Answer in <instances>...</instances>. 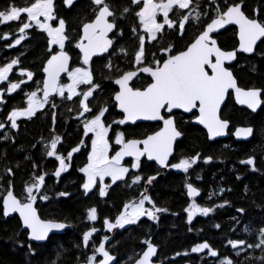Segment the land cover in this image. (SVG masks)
<instances>
[{
	"label": "trees",
	"instance_id": "obj_1",
	"mask_svg": "<svg viewBox=\"0 0 264 264\" xmlns=\"http://www.w3.org/2000/svg\"><path fill=\"white\" fill-rule=\"evenodd\" d=\"M30 2L31 0H0V11L13 4L26 6ZM109 2L118 17V26L123 34L117 33L113 49L108 54L95 57L90 66L94 82L101 86L100 90L94 93L95 98L91 99V106L94 112L101 106L108 107L109 111L104 118L106 122H112L119 116L114 109L113 95L117 88L113 81L121 72L134 68V53L138 50L137 34L131 31L133 27L138 28L134 15L136 7L130 4V0ZM232 2L234 0H229V3ZM217 4L223 6L224 0H217ZM125 6L132 8V11L124 14ZM255 6L259 8V17L264 22V0H244L243 10L248 13ZM192 8L201 13V21L190 20L183 36L178 35L176 30L165 27L162 33L157 34L155 41L146 40L145 64L152 66L158 58L162 59L164 54L160 53L165 48L171 47V53L185 49L204 25L217 14L216 7L210 0H193L189 9L179 11L177 15H172V18L178 20ZM54 12L66 22V35L70 39L65 43V50L72 58V67H77L81 63V54L74 44L81 35L82 24L93 18L90 0H76L70 8L64 0H54ZM24 20L22 16L21 21ZM51 24L58 26L57 21H51ZM18 27L19 22L15 21L0 25V37H11L0 38V66H5L13 59L19 61V65L9 75L11 82L27 80L26 76H19L21 68L31 71L34 76L32 81L21 84L17 91L5 94L6 103H0V123L5 124V128L0 131V208L9 184L12 185L14 194L23 200L25 186L31 184L35 176L47 174L43 193L50 198L47 201L37 200L38 212L43 219L65 223L70 228L50 235L45 243L35 244L27 239L18 216L4 218L0 214V264H81L93 255L91 248L100 243L97 236L88 248H84L82 244L83 233L90 224L86 218L88 210L93 207L97 209L98 225L103 218L113 221L127 202L136 199L144 191V180L162 172L156 173L154 165L143 163L136 174L142 179L134 184V187L129 188L127 184L120 183L113 186L104 197H101L97 190L83 195L82 184L85 182V176L79 169L87 163L88 149L81 147L80 152L73 155L68 171L62 173L59 178L52 175L58 169L59 162L46 155L51 140L56 135L62 138L58 143L57 152L66 156L67 152L83 139L84 118H76L77 101L81 97L67 101L54 95L50 97L49 103L33 116L17 118L16 129L10 127L7 116L11 111L25 107L28 95L41 89L44 78L42 69L51 55L48 51L47 34L36 27L25 31L26 38L20 45L8 47L18 38ZM217 40L221 48L233 49L237 45L234 28H226L217 36ZM52 49L53 52L56 51L55 47ZM108 63L113 65L112 69L106 67ZM232 69L239 85L257 86L264 90V39L258 43L252 55L238 54ZM147 81V77L140 76L133 85L140 88ZM6 83L0 85L2 90L5 89ZM87 87L82 85L80 89L87 90ZM223 116L232 124L252 122L255 126L253 138L248 142H234L230 147L223 148L220 141L208 142L203 130L191 125L187 120L182 126L184 137L177 143L176 150L178 157L199 154L201 162L193 172L202 174L201 180L198 183L195 181L196 185L202 188L203 192H210L207 194L210 199L207 200L206 206L211 207L222 202L227 205L218 208L209 216H195L191 223L188 219L185 223L184 208L188 200L181 189V180L167 174L158 177L153 186L148 188V192L156 205L167 209V212H162L156 224L143 218L113 235L107 248L117 256L116 264L133 262L143 252L146 241L156 245V260L162 264H221L224 259L232 260L233 264H264V259H261L264 257V249L246 246L258 243L261 238L260 229H264V148L261 143L264 105L257 115L250 116L229 98L223 109ZM153 126L140 123L129 129V132L144 134L151 131ZM5 136L7 138H4ZM206 156L212 157L213 162L209 165L202 163ZM251 156L255 157L256 171L239 163L240 160ZM8 169H11L14 175H9ZM60 192H67L69 195L60 197ZM237 209H244V212L240 213ZM217 225L219 227H216ZM230 240H244L246 245L233 249L228 243ZM204 242L219 255L211 257L207 250L201 253L191 252L192 247ZM28 245L32 246L35 255L30 253Z\"/></svg>",
	"mask_w": 264,
	"mask_h": 264
},
{
	"label": "snow or ice",
	"instance_id": "obj_2",
	"mask_svg": "<svg viewBox=\"0 0 264 264\" xmlns=\"http://www.w3.org/2000/svg\"><path fill=\"white\" fill-rule=\"evenodd\" d=\"M76 0H64V3L70 8ZM211 4L216 7V16L211 18L210 22L204 25L200 34L195 38L186 50L175 55H167L172 51L171 47L163 49L167 59L161 62L156 60L155 66L145 64V35L139 34L143 32L147 34L148 42L155 41L157 34L167 29L176 30L178 35L183 36L186 31V24L190 20L195 19L201 21V13L192 8L191 11L184 13L178 20L169 18V14L176 10H186L190 8L193 0H130L132 6H139L134 11L135 17L138 19V28L133 27L132 32L136 33L138 41V50L134 53L133 66L135 70L121 72L114 79L113 83L118 86L113 99L119 111L123 114L121 119L112 121L115 125L136 124L137 121H161L163 128L154 134L147 135L143 139H127L124 132H115V145H119L120 149L110 156V138L109 132L112 131V124L105 123V114L109 111L108 107L101 106L95 112L91 106V99H94V93L100 90L101 86L94 82L93 73L90 68V62L94 56L102 55L109 51L113 44V40L108 38V34L116 30L118 34L123 33L117 28L115 22V12L109 0H90L93 18L82 24L81 33L74 47L82 53L83 67L69 68L70 56L65 51V43L70 39L66 35V22L62 18H58L54 12V0H31L26 6L10 5L6 10L0 11V25L10 22H19L18 31L23 34L27 29L36 27L48 36V51L51 53L47 59L42 71L45 79L42 81L43 99L36 103L37 93L35 91L28 95V107L23 110H13L7 116L10 127L16 129L17 118L21 116L31 117L35 114L37 107L47 104L49 97L52 95L59 96L61 99L73 101L77 96L81 97L77 101V119H83V136L89 137L91 134V149L87 157V163L79 171L86 177V181L82 184L84 194L87 195L93 190L97 180L103 183L105 177L111 178V183L125 180L126 175L132 169L139 170L141 167V158L148 161H155L161 167H171L188 173L201 158L199 154L191 159H182L179 163L169 164L168 159L173 152L174 141L182 135L175 126L174 110L181 109L184 112H192L197 110L199 116L197 123L203 125L207 131L209 139L226 135L229 123L220 119L218 113L226 94L229 90H234L237 103L246 105L252 112H256L264 100H262V89L244 90L237 86L236 79L232 72L225 68V61H232L236 58L237 51L244 53H253L258 41L264 39V22L256 18H250L243 11L244 0L229 3L224 0L223 6L217 4V0H210ZM196 7H199L197 3ZM132 8L125 6L123 13L127 14ZM193 12L195 16H193ZM255 15L260 14V10H254ZM162 15V22H157V16ZM207 15V13H204ZM25 20L21 21V17ZM40 17H43L41 21ZM109 18H112L111 20ZM51 21H57L58 26L53 27ZM226 25H237L239 28V47L233 51H223L217 46V41L212 37V33L224 28ZM3 39H11L10 36L4 35ZM25 35H21L14 43H10L8 47H15L21 44L25 39ZM52 46H58L59 51L53 52ZM214 58V59H213ZM19 65L17 59L11 60L5 66H0V83L7 82L8 86L0 90V103H6L5 94H11L21 88V84L33 80L34 74L25 69H19L20 77H27V80L19 82H11L9 75L13 69ZM107 68L112 69L113 65L108 63ZM207 69L211 70V74ZM64 73L67 75L70 83L64 84L60 82V76ZM141 73L151 77V82L143 88L133 85L132 81ZM81 85H86L87 90L78 91ZM55 104L53 103V107ZM72 109H70L71 111ZM92 114L86 116V114ZM167 113L168 115H165ZM55 121V115H53ZM5 128L4 123H0V131ZM253 134L251 127L238 128L234 135L239 138H248ZM4 138H7L6 136ZM61 137L56 135L50 143L47 157H54L59 162V167L52 173L59 178L62 173L69 170L71 161L75 153L80 152L81 145L71 148L66 156L57 152L58 143ZM125 157H131V169L124 166L122 161ZM211 158L204 160V163L210 162ZM68 161V163H66ZM252 166V171H256L253 159L242 161ZM35 167V165H34ZM9 175H14L11 169L7 170ZM41 174L34 177L32 184L26 185L24 188V199L18 198L13 190L12 185L2 198V208L0 214L4 218L9 217L13 213H18L22 221V227L29 230L28 238L31 241H45L53 230H63L68 225L65 223L44 221L38 215L34 205L37 199L47 201L50 197L42 193L45 186V176ZM142 177L136 175L132 180V184H137ZM156 179L155 176L147 178L146 183L152 184ZM187 195L193 198V203L185 209L188 214V222L191 223L193 217L199 213L207 216L214 209L199 206L194 198L201 195L196 187L191 183L186 185ZM60 197L69 195L67 192L58 193ZM99 195H106L104 187L99 189ZM145 202L152 205L151 209L145 208ZM224 205H217L223 207ZM131 208V211L128 209ZM167 209L157 207L149 197L146 191L140 193V199L133 201L131 204L124 206V210L116 218L115 223L105 219L103 224L108 231L115 228H124L126 225L136 224L141 217L146 216L148 219L156 220V213L166 212ZM243 213L244 209H237ZM87 219L95 222L97 220V209L91 208L87 212ZM216 227H219L217 225ZM99 229L93 227L86 231L82 236V244L85 248L89 247V243L94 233ZM260 239L256 244H247L244 240L232 241L228 243L233 249L244 247L262 248L264 249V229H260ZM105 236L103 241L95 248L103 259L98 261L95 254L89 256L86 264H111L116 257L106 250L105 243L108 241ZM147 250L143 251L141 258L135 264H150L151 258L156 255L157 249L151 242L146 241ZM24 245H21L23 247ZM29 251L35 255L31 245H28ZM207 250L211 257H217L219 254L213 250L207 242L198 244L191 248L192 253H201ZM188 253H184L187 255ZM179 255V254H178ZM261 259H264L262 257ZM221 264H233L230 259H224Z\"/></svg>",
	"mask_w": 264,
	"mask_h": 264
},
{
	"label": "flooded vegetation",
	"instance_id": "obj_3",
	"mask_svg": "<svg viewBox=\"0 0 264 264\" xmlns=\"http://www.w3.org/2000/svg\"><path fill=\"white\" fill-rule=\"evenodd\" d=\"M156 2H159V0H156ZM165 2H166V0H165ZM192 5H193V3H192ZM192 5H190V6H192ZM133 7H136V10L139 8V6H133ZM255 9H258L259 10V8H257L256 6L255 7H253V9H252V11H248V13L247 12H245V14L246 15H248L250 18H256V19H258V20H260L261 22H263L261 19H260V17H259V15L257 16V15H255L254 14V10ZM113 10V9H112ZM243 10V9H242ZM181 11H184V10H181ZM244 11V10H243ZM178 14V12L176 11V10H174L173 12H171L170 14H169V18L170 19H173V20H175L174 18H172V15H177ZM216 16V14L213 16V17H215ZM212 17V18H213ZM110 20L112 19V18H109ZM162 20H163V17H162V15H158L157 16V22H162ZM211 20V19H210ZM210 20L208 21V22H210ZM90 21V20H89ZM88 22V21H87ZM115 22H116V24H117V28L119 29V31L120 32H122L121 31V29L119 28V26H118V17L115 15ZM207 22V23H208ZM137 23H138V19H137ZM206 23V24H207ZM205 24V25H206ZM139 27V26H138ZM165 27H167V26H165ZM229 27H233L234 28V30H235V36H236V39H237V27L236 26H234V25H230V26H228V27H226V28H229ZM226 28H224L223 30H221L220 32H218V33H216V34H214L213 35V37L216 39V41H217V44H218V46L220 47V45H219V43H218V40H217V36L222 32V31H224ZM202 31V30H201ZM200 31V32H201ZM200 32L198 33V34H200ZM118 32L116 31V30H114L113 32H111V34L109 35V38L110 39H112L113 40V44H112V46L110 47V49H109V51L108 52H106V53H104V54H108L112 49H113V47H114V43H115V39H116V34H117ZM140 34L141 35H145V38H146V40H148L147 39V34H145V33H143V32H140ZM159 34V33H158ZM197 34V35H198ZM197 37V36H196ZM195 37V38H196ZM194 38V39H195ZM193 39V40H194ZM262 40V39H261ZM260 40V41H261ZM259 41V42H260ZM258 42V43H259ZM191 43V42H190ZM189 43V44H190ZM258 43H257V45H258ZM188 44V45H189ZM187 45V46H188ZM237 45H238V40H237ZM237 45L234 47V48H236L237 47ZM257 45L255 46V49H256V47H257ZM187 48V47H186ZM185 48V49H186ZM221 48V47H220ZM233 48V49H234ZM185 49H183V50H185ZM222 50H225V51H228V50H232V49H223V48H221ZM255 49H254V51H255ZM57 50H58V48H57ZM183 50H181V51H183ZM66 51V50H65ZM181 51H178V52H176V53H168L167 55H175V54H177V53H179V52H181ZM67 52V51H66ZM80 52V51H79ZM68 53V52H67ZM162 53L164 54V52L162 51L161 53H160V55H162ZM254 53V52H253ZM253 53H251V54H243V53H237V55L238 54H243V55H252ZM69 54V53H68ZM81 54V53H80ZM103 55V54H102ZM167 55H165L164 54V56H163V58L162 59H157V60H160L161 62H163V60H165V59H167ZM99 56V55H98ZM95 57H97V56H94L93 58H92V60L95 58ZM70 58H71V56H70ZM214 59V58H213ZM92 60H91V62H92ZM236 60H237V56H236V59L233 61V62H231V63H225L224 65H225V67L227 68V69H229L231 72H232V74H233V76H234V78L236 79V82H237V85H238V87L239 88H241V89H244V90H248V89H252V88H256V89H261V88H258L257 86H241V85H239V83H238V80H237V78H236V76H235V74H234V72H233V69H232V67H233V65H234V63L236 62ZM91 62H90V65L89 66H87V67H89L90 68V66H91ZM146 65H148V64H146ZM152 66H155V64H153ZM77 67H83V65H82V58H81V63L77 66ZM75 68V67H74ZM73 67H72V58H71V64H70V70L71 69H74ZM130 70H134V68L133 69H130ZM208 71H209V73L211 74V70L210 69H207ZM129 71V70H128ZM140 76H145V77H147L148 79H149V81H147V83L145 82L143 85H141L142 87H140V88H143V87H146L150 82H151V78L150 77H148V76H146V75H144L143 73H141L137 78H135L133 81H132V83H134V81L136 80V79H138ZM68 80V78H67V75L65 74L64 76H62L61 77V79H60V82L61 83H64L65 81H67ZM115 85V84H114ZM82 86V85H81ZM81 86H80V88H81ZM115 87L117 88V86L115 85ZM79 88V89H80ZM82 89H80L79 91H81ZM116 91H118V88H117V90ZM116 93V92H115ZM114 93V94H115ZM114 96V95H113ZM59 97V96H58ZM231 99L232 100V102L238 107V108H241V109H244V110H246L249 114H250V116H254V115H257L259 112H260V109H261V107L264 105V104H262L261 105V107L256 111V112H252L250 109H248L247 108V106H239L237 103H236V101H235V98H234V92L232 91V90H230L228 93H227V96H226V100H225V103H224V105H223V107L221 108V110H220V119H222V120H225V121H227L228 123H229V127H228V129L226 130V135H224V136H222V137H220V138H215V139H213V140H210L209 138H208V134H207V132H206V130L205 129H203L202 127H200V126H198V125H196V124H193L192 123V120L198 115V111L197 110H193L192 112H190L189 114L188 113H184V112H181V111H174L173 112V115H174V118H175V126H176V128H177V130L178 131H180L181 133H182V135L180 136V137H178L176 140H175V143H174V148H173V154L170 156V158H169V161H168V163L171 165V164H176V163H179L180 162V160H182V159H191L192 157H194V156H196L197 154H195V155H193V156H190V157H178L177 155V150H176V147H177V143L180 141V140H182L183 139V137H184V132L182 131V126L184 125V124H186V121L188 120L189 121V123L191 124V125H193V126H197V127H199V128H201L202 130H203V132L205 133V136H206V139H207V141L208 142H216V141H220V142H222L221 143V145H222V147L223 148H226V147H230L231 145H233L234 144V142L235 143H241V142H248V141H250L252 138H253V136H254V134H255V126H253L251 123L252 122H250V123H238V124H232L231 123V121L229 120V119H227L225 116H223V109H224V107H225V104H226V102H227V100L228 99ZM27 100H28V97H27ZM27 100H26V102H27ZM49 100H50V97H49ZM262 100H264V96H263V94H262ZM113 103H114V105H115V107H114V109L116 110V112H118V114H119V116H118V118L116 119V120H118V119H121L122 118V116H123V114L120 112V111H118L117 110V108H116V104H115V101H114V99H113ZM27 107V104H26V106L25 107H23V108H21L22 110L23 109H25ZM41 110V109H40ZM165 115H168L167 113H165ZM20 118H28V117H20ZM105 123H106V125L107 124H112V122H106L105 121ZM140 123H149V124H152V125H154L153 126V129L151 130V131H148V132H146V133H141V134H139V135H137V134H134V133H132V132H129V129H132L133 128V126H135V125H137V124H140ZM162 127H163V124H162V122L161 121H157V122H138V123H136V124H125V125H115V124H112V131H110L109 132V138H110V144H111V148H110V152H109V155L110 156H112V155H114L115 154V152L116 151H118L119 149H120V146L119 145H115V143H114V139H115V132H124L125 133V136H126V138L127 139H143V138H145L147 135H151V134H154L155 132H157V131H159V130H161L162 129ZM244 127H251L252 129H253V134L250 136V137H248V138H246V139H244V138H237L235 135H234V133H235V131L238 129V128H244ZM129 132V133H128ZM83 146H81V147H83V148H87L88 149V155L90 154V149H91V134H89V137H87V138H85L84 136H83ZM261 143H262V145H263V148H264V130H262L261 131ZM79 145H81V142L77 145V146H79ZM76 154V153H75ZM67 155V154H66ZM88 155H87V157H88ZM207 158H211V160H210V162H208V163H204V160L205 159H207ZM253 159L254 160V162H255V157L254 156H251V157H249V158H247V159H245V160H240L239 161V163L241 164V165H245V166H248V168L250 169V170H252V166H250V165H247V164H245V163H242V161H246V160H248V159ZM58 162V161H57ZM72 162V161H71ZM131 162H132V158L131 157H127V158H125L124 159V161L122 162L123 163V165L124 166H127V167H129L130 169H131ZM200 160L195 164V165H193V167L192 168H190L189 169V172L188 173H184L183 171H181V170H177V169H175V168H171V167H167V170H165V171H163V169H161L159 166H158V164L156 163V162H154V161H148L146 158H141V165L143 164V163H147V164H152V165H154L155 166V168L157 169V171H155L156 173H160V172H162L163 173V175L162 176H164L165 174H167L168 176H170V177H177V178H179L180 180H181V189H182V191H183V193L185 194V197L187 198V200H188V204L186 205V207L184 208V215H185V223H186V221H187V219H188V214H187V212L185 211V209H187L192 203H193V198H190L188 195H187V188H186V185L188 184V183H191L194 187H196L197 189H198V191L201 193V195L200 196H198V197H195L194 198V200H195V202L199 205V206H201V207H208V206H206V203H207V200H209L210 199V197L207 195V194H209L210 192H203V190H202V188H200V187H198L197 185H196V183H198L200 180H201V177H202V174H199V173H197V172H193V169L195 168V167H197L198 165H200ZM213 161H212V157H210V156H206V157H204L203 159H202V163H203V165H209V164H211ZM66 163H68V161H66ZM85 165H86V163H85ZM84 165V166H85ZM83 166V167H84ZM140 169H141V167L139 168V170L138 171H140ZM138 171L137 170H131L130 171V173L129 174H127L126 175V178H125V180H122V181H118L117 183H115V184H112L111 183V178L110 177H105V179H104V181H103V183H101L99 180H97V182H96V185L93 187V190L92 191H94V190H97L98 191V193H99V189L101 188V187H104V189H105V192H106V195L105 196H107V194L109 193V191H110V189L113 187V186H115V185H118V184H120V183H124V184H127V186L130 188V187H134V184H132L131 183V180L136 176V174L138 173ZM152 176V175H151ZM151 176H148V177H151ZM153 176H155V175H153ZM147 177V178H148ZM130 179V180H129ZM85 181H86V177H85ZM146 181H147V179H145L144 180V191H146V193H147V195L149 196V197H151V195L149 194V192H148V188H150V187H152L153 186V184H154V182H156V181H154L151 185H149V186H147L146 185ZM195 181H196V183H195ZM91 191V192H92ZM144 191H142V192H144ZM91 192H89L88 194H90ZM42 193H43V189H42ZM82 193H83V195H85L84 194V190H83V188H82ZM87 194V195H88ZM140 199V195L136 198V199H133V200H136V201H138ZM151 199H152V197H151ZM132 201V200H131ZM152 201L154 202V200L152 199ZM38 202V201H37ZM37 202H36V204H35V206H36V208L38 209V207H37ZM130 202V201H129ZM129 202H127V203H129ZM126 203V204H127ZM209 203V202H208ZM154 204L156 205V203L154 202ZM221 204H223L224 206L223 207H217V205H221ZM227 204L225 203V202H222V203H220V204H214L213 206H211V207H209V208H212V209H214L212 212H210L207 216H209L211 213H215L216 212V210L218 209V208H224L225 206H226ZM157 206V205H156ZM124 207V206H123ZM157 207H159V206H157ZM146 208H148V209H150V208H152V205L151 204H148L147 203V206H146ZM161 208V207H160ZM123 209V208H122ZM130 209L131 208H129L128 209V211H130ZM162 209H164V208H162ZM90 210V209H89ZM88 210V211H89ZM122 211V210H121ZM167 212V211H166ZM121 213V212H120ZM119 213V214H120ZM165 212H163V214H164ZM161 214H162V212H159V213H156V216L158 217V219H156V220H151L152 221V223H154V224H156V223H158L159 222V218L161 217ZM119 215H117V217H118ZM195 216H198V217H200V218H204V217H206V216H204V215H201V214H199V213H197ZM194 216V217H195ZM116 217V218H117ZM86 218H87V214H86ZM98 213H97V220L95 221V222H92V221H89L88 219V221L90 222V224L88 225V227L86 228V231H88V230H90L91 228H93V227H95V228H98L99 229V231L97 232V233H95L94 235H93V237L91 238V240H90V243H91V241L95 238V237H99V239H100V242H102L103 241V238L105 237V236H107L108 238H111L108 242H107V244L105 245V247H106V250H108L109 252H110V250L107 248V245L109 244V242L113 239V235L114 234H116L117 232H121L122 231V228H115V229H112L111 231H108L107 230V228H106V226L103 224V221L105 220V218H103L102 219V221H101V224L100 225H98ZM116 218L113 220V221H110L109 220V222H111V223H115V220H116ZM143 218H147L146 216H144V217H141L140 218V220L141 219H143ZM148 219V218H147ZM108 220V219H107ZM139 220V221H140ZM138 221V222H139ZM130 225H128L127 227H129ZM126 227V228H127ZM85 231V232H86ZM84 232V233H85ZM83 233V234H84ZM26 235H27V232H26ZM49 238V237H48ZM30 242V241H29ZM148 242H151V241H148ZM89 243V244H90ZM152 243V242H151ZM153 244V243H152ZM155 245V244H154ZM156 246V245H155ZM145 247H146V245H145ZM85 248V247H84ZM96 248V247H95ZM95 248H91V252H92V254H94V250H95ZM145 249V248H144ZM111 253V252H110ZM112 254V253H111ZM114 255V254H113ZM97 257H98V255H96ZM116 256V255H115ZM117 257V256H116ZM100 258V256L98 257V259ZM156 260V259H155ZM157 261V260H156ZM84 263H86V262H84Z\"/></svg>",
	"mask_w": 264,
	"mask_h": 264
},
{
	"label": "water",
	"instance_id": "obj_4",
	"mask_svg": "<svg viewBox=\"0 0 264 264\" xmlns=\"http://www.w3.org/2000/svg\"><path fill=\"white\" fill-rule=\"evenodd\" d=\"M228 26H230V25H226L224 28H226V27H228ZM234 26H236L237 27V40H238V45H237V47L236 48H234V49H232V50H228V51H233V50H236V49H238V47H239V35H238V33H239V28H238V26L237 25H234ZM224 28H222V29H219L218 31H216V32H214V33H212V37H213V35L214 34H216V33H218V32H220L221 30H223ZM111 33H109L108 34V38H109V35H110ZM81 35H82V33H81ZM199 35V34H198ZM197 35V36H198ZM214 38V37H213ZM215 39V38H214ZM195 40V39H194ZM194 40L192 41V42H194ZM216 40V39H215ZM191 42V43H192ZM259 42V41H258ZM257 42V43H258ZM190 43V44H191ZM189 44V45H190ZM188 45V46H189ZM257 45V44H256ZM187 46V47H188ZM217 46H218V44H217ZM219 47V46H218ZM110 49V48H109ZM79 50V49H78ZM186 50V49H185ZM222 50V49H221ZM59 50H57L56 52H58ZM184 51V50H183ZM223 51H225V50H223ZM182 52V51H181ZM254 52V51H253ZM180 53V52H179ZM179 53H177V54H179ZM237 53H243V54H249V53H244V52H239V51H237ZM237 53H236V56H237ZM70 56V55H69ZM48 58H50V56L48 57ZM81 58H82V53H81ZM236 59V58H235ZM234 59V60H235ZM234 60H232V61H225L224 62V64L225 63H231V62H233ZM47 61V60H46ZM45 64H46V62H45ZM70 64H71V58H70V62H69V68H70ZM45 66V65H44ZM224 67H225V65H223ZM226 68V67H225ZM135 70V69H134ZM229 70V69H228ZM130 71V70H129ZM44 74V73H43ZM65 74L64 73H62L61 74V76H60V79H61V77L62 76H64ZM144 75H146V74H144ZM146 76H148V75H146ZM149 77V76H148ZM151 78V77H150ZM45 79V74H44V78H43V80ZM115 84V83H114ZM116 85V84H115ZM117 86V85H116ZM238 86V85H237ZM42 88H43V85H42ZM117 88H118V86H117ZM231 90V89H230ZM229 90V91H230ZM233 92H234V90H232ZM115 95V94H114ZM52 96H54V95H52ZM52 96H50V97H52ZM226 96H227V94H226ZM114 97V96H113ZM41 98L43 99V93H42V91H41ZM234 98H235V92H234ZM225 100H226V97H225V99H224V101H223V103L221 104V107H220V110H221V108L223 107V105H224V103H225ZM235 101H236V98H235ZM236 103H237V101H236ZM239 106H246V105H241V104H239V103H237ZM116 108H117V110L119 111V109H118V107L116 106ZM220 110H219V113H218V115H219V117H220ZM174 111H181V112H184L183 110H181V109H176V110H174ZM184 113H186V112H184ZM190 112H188V114H189ZM198 116H199V113H198V115L192 120V123L193 124H196V125H198V126H200V127H202L203 129H205L206 130V132H207V134H208V131H207V129L203 126V125H201V124H199V123H197L196 121H197V118H198ZM138 122H157V121H137V123ZM163 128V127H162ZM222 137V136H221ZM208 138H209V136H208ZM216 138H220V137H216ZM215 139V138H214ZM210 140H213V139H210ZM174 143H175V141H174ZM174 143H173V148H174ZM172 154H173V152H172ZM125 158H127V157H125ZM124 158V159H125ZM170 158V157H169ZM124 159H123V161H124ZM122 161V162H123ZM168 161H169V159H168ZM155 162V161H154ZM161 169H163V171H165V170H167V167H161L160 165H158ZM163 174L161 173V174H159V175H155V177H156V179L158 178V177H160V176H162ZM155 179V180H156ZM154 180V181H155ZM153 181V182H154ZM152 182V183H153ZM146 185L147 186H149V184H147L146 183ZM151 185V184H150ZM133 201H136V200H132V201H130L129 203H127V204H131ZM127 204H125V205H127ZM124 205V206H125ZM34 207L36 208V206L34 205ZM124 210V207H123V209H122V211ZM36 211H37V215L42 219V220H44V221H51V222H57V221H52V220H47V219H43L41 216H40V214H39V212H38V209L36 208ZM121 211V212H122ZM121 214V213H120ZM119 214V215H120ZM14 215H16V216H18V218H19V220L21 221V219H20V217H19V214L18 213H13L12 215H10L9 217H12V216H14ZM58 223H60V222H58ZM21 225H22V221H21ZM66 225H68V224H66ZM128 225H126L124 228H126ZM66 228H70V226L68 225V227H66ZM65 228V229H66ZM124 228H122V229H124ZM98 229V228H97ZM22 230L23 231H26L27 232V239L29 240V238H28V235H29V230H27V229H24L23 227H22ZM64 231V229L63 230H53V231H51L50 233H49V235H48V237L50 236V235H52V234H59V233H61V232H63ZM97 233V232H96ZM95 234V233H94ZM48 239V238H47ZM47 239L45 240V241H39V242H37V241H31V240H29L30 242H32V243H35V244H42V243H44V242H46L47 241ZM111 238H109L108 239V241L110 240ZM107 241V242H108ZM107 242L105 243V245L107 244ZM153 246H155L154 244H153ZM155 248L157 249V247L155 246ZM147 250V244H146V247H145V249L143 250V251H146ZM143 253V252H142ZM142 253L133 261V262H131L130 264H135V262L139 259V258H141V256H142ZM94 254L95 255H98V256H100L98 253H96L95 252V250H94ZM111 254V253H110ZM111 255H113V254H111ZM113 256H115V255H113ZM156 256H157V252H156V255L155 256H153L152 258H151V262H150V264H162L161 262H159V261H156L155 259H156ZM116 257V256H115ZM103 258L100 256V258H99V260L98 261H100V260H102ZM116 262H117V257H116V260L115 261H113V262H111V264H116ZM81 264H86V263H81Z\"/></svg>",
	"mask_w": 264,
	"mask_h": 264
},
{
	"label": "rangeland",
	"instance_id": "obj_5",
	"mask_svg": "<svg viewBox=\"0 0 264 264\" xmlns=\"http://www.w3.org/2000/svg\"><path fill=\"white\" fill-rule=\"evenodd\" d=\"M40 19H41V21H43V17H40ZM51 23V22H50ZM54 27V26H53ZM25 33H23V34H21V33H19L18 34V38L21 36V35H24ZM17 38V39H18ZM52 47H55V48H58V46H52ZM59 49V48H58ZM6 82H3V83H0V85H2V84H5ZM67 83H70V81L69 80H67V81H65L64 82V84H67ZM8 86V83H6V86H5V88ZM0 90H2L1 88H0ZM80 89H78V91H79ZM36 93H37V97H36V103L37 104H39V101L40 100H42V98H41V89H39V90H37V91H35ZM49 103V102H48ZM47 103V104H48ZM47 104H43V105H41V106H39V107H37L36 108V110H35V113L38 111V110H40V109H42V108H44ZM27 107H28V103H27ZM26 107V108H27ZM25 108V109H26ZM25 109H23V110H25ZM20 111H23L22 109H19ZM21 117H28V116H21ZM18 118H20V117H18ZM134 171H135V169H133ZM33 182H34V180H33ZM32 182V183H33ZM31 183V184H32ZM43 194H45V193H43ZM47 195V194H46ZM37 200H39V198L37 199ZM39 201H41V200H39ZM146 206H147V202H145V205H144V207L146 208ZM151 209V208H150ZM130 211H131V209H130ZM96 247H98V245L96 246Z\"/></svg>",
	"mask_w": 264,
	"mask_h": 264
}]
</instances>
